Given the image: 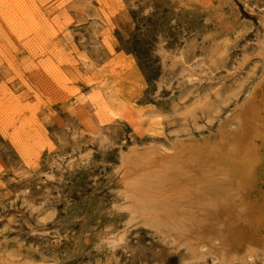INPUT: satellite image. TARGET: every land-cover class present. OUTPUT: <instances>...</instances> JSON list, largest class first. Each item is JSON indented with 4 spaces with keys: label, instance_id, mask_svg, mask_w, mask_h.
<instances>
[{
    "label": "rangeland",
    "instance_id": "rangeland-1",
    "mask_svg": "<svg viewBox=\"0 0 264 264\" xmlns=\"http://www.w3.org/2000/svg\"><path fill=\"white\" fill-rule=\"evenodd\" d=\"M13 1L0 0V264H264V239L255 258L224 261L223 240L191 258L121 192L131 148L236 129L263 72L264 0Z\"/></svg>",
    "mask_w": 264,
    "mask_h": 264
},
{
    "label": "bare ground",
    "instance_id": "bare-ground-1",
    "mask_svg": "<svg viewBox=\"0 0 264 264\" xmlns=\"http://www.w3.org/2000/svg\"><path fill=\"white\" fill-rule=\"evenodd\" d=\"M256 54L263 64L261 78L250 98L232 118L229 116L236 121V129L230 131L227 125L219 128L218 144L198 146L181 140L169 153L154 145L141 150L131 148L121 160V192L134 221L172 238L177 246L183 245L193 259L215 254L212 249L221 247L222 240L221 250H230L222 255L224 261L242 255L245 259L255 258L256 250L263 244L264 197L251 198L249 189L260 159L258 142L264 143V40Z\"/></svg>",
    "mask_w": 264,
    "mask_h": 264
}]
</instances>
